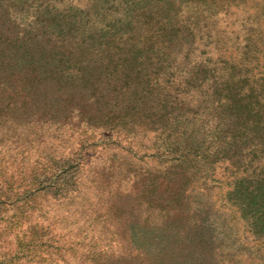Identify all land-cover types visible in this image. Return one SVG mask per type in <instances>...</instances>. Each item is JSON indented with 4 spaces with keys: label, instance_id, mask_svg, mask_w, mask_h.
<instances>
[{
    "label": "trees",
    "instance_id": "obj_1",
    "mask_svg": "<svg viewBox=\"0 0 264 264\" xmlns=\"http://www.w3.org/2000/svg\"><path fill=\"white\" fill-rule=\"evenodd\" d=\"M46 218L70 264H264V0H0V223L57 262Z\"/></svg>",
    "mask_w": 264,
    "mask_h": 264
},
{
    "label": "rangeland",
    "instance_id": "obj_2",
    "mask_svg": "<svg viewBox=\"0 0 264 264\" xmlns=\"http://www.w3.org/2000/svg\"><path fill=\"white\" fill-rule=\"evenodd\" d=\"M70 143L71 140H69L66 144L70 145ZM99 157L100 156L96 154L92 155L90 158V164L93 165L94 161L99 160ZM18 164V160L10 163L11 169L15 174L17 172L14 169ZM8 213H10V211ZM51 221L54 222V224H50V231L48 232V235L51 237L53 245L59 248L58 250L51 248L52 259H56L57 262L52 261L47 263V261L42 260V262L39 263V257L31 258L26 254L27 252L24 251V242L26 241L24 239L25 236L23 237V235H26L27 233L26 221L18 223L15 226L0 223V253L2 252L4 255L9 254L12 260L11 263L14 264H31L33 262L36 264H70L72 263L73 258H75L78 254V251L81 249L74 244L76 241H98L96 235L92 234L87 226H83L81 230L73 231L70 228L71 224L68 220H61L59 218L48 220L46 218L40 225H46ZM99 224L100 222L98 224L92 223L93 226H97Z\"/></svg>",
    "mask_w": 264,
    "mask_h": 264
}]
</instances>
